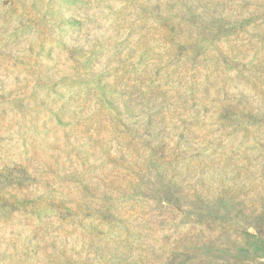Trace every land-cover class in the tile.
Returning <instances> with one entry per match:
<instances>
[{"label": "rangeland", "instance_id": "rangeland-1", "mask_svg": "<svg viewBox=\"0 0 264 264\" xmlns=\"http://www.w3.org/2000/svg\"><path fill=\"white\" fill-rule=\"evenodd\" d=\"M0 264H264V0H0Z\"/></svg>", "mask_w": 264, "mask_h": 264}]
</instances>
